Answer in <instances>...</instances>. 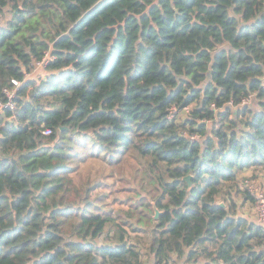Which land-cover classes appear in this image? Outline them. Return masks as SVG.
<instances>
[{"label": "trees", "instance_id": "16d2710c", "mask_svg": "<svg viewBox=\"0 0 264 264\" xmlns=\"http://www.w3.org/2000/svg\"><path fill=\"white\" fill-rule=\"evenodd\" d=\"M13 81L0 264H264L240 211L264 172V0H0V100ZM90 159L120 207L76 182Z\"/></svg>", "mask_w": 264, "mask_h": 264}, {"label": "rangeland", "instance_id": "374dc122", "mask_svg": "<svg viewBox=\"0 0 264 264\" xmlns=\"http://www.w3.org/2000/svg\"><path fill=\"white\" fill-rule=\"evenodd\" d=\"M128 170H130V166L127 167ZM113 172H115V175L112 174ZM264 172H260L259 174H261V176L263 178H259L257 180H253L249 177H252L251 175H244L243 177H247L245 179V182H247V184H245L246 187H248L251 191L250 185H252L253 189H264ZM118 174V170L115 167H110L108 165H105L101 160L98 159H90L88 160L86 163H84L80 170L78 172H76L74 174V178L76 180V182L80 183L82 182L84 179L91 177L93 179H97L98 181H102L104 182V188H102V190H105L109 193V201L112 202L113 198L115 196H124L125 195V191L124 190H120L121 186L119 185V183H116L115 185H113V183L115 182V176H117ZM126 186H129L128 183L125 184ZM252 192V191H251ZM97 193V192H96ZM95 193V194H96ZM253 192H252V196H253ZM254 198V197H253ZM255 199V198H254ZM238 203L241 204L243 203V198H240L238 200ZM112 205L115 208L120 207L121 205L116 203V202H112ZM124 208H127V206H123ZM255 207H256V202L252 203V202H246L242 208H241V213L246 215L248 218L256 221V211H255ZM146 258V256H145ZM148 264V261H147Z\"/></svg>", "mask_w": 264, "mask_h": 264}, {"label": "built area", "instance_id": "2783aa9c", "mask_svg": "<svg viewBox=\"0 0 264 264\" xmlns=\"http://www.w3.org/2000/svg\"><path fill=\"white\" fill-rule=\"evenodd\" d=\"M46 62H47V58H44L41 62H39L37 64V68L43 67V65ZM13 84H14L15 88L6 89L5 90V95H6L5 99L0 100V114L4 113V111L9 110V109L13 110V111L17 110V105L14 103V99H15V96H16L17 87L20 85V83L18 81H13ZM186 110H187V112H189L188 108H186ZM175 112H176L175 109L171 110V113H170V116H169L170 119H173L175 117ZM43 133L45 135H50L51 134V130L46 129V130H44ZM189 138L192 141H196V140L199 139V136L198 135H192V136H189ZM245 184H247V182ZM250 188H251V191L254 193L253 196H254L255 202H256V207H255L256 221L258 223L264 225V189H261V188L253 189L252 185H250Z\"/></svg>", "mask_w": 264, "mask_h": 264}, {"label": "water", "instance_id": "95a60500", "mask_svg": "<svg viewBox=\"0 0 264 264\" xmlns=\"http://www.w3.org/2000/svg\"><path fill=\"white\" fill-rule=\"evenodd\" d=\"M185 180L188 181L189 186H191V178L190 176L185 177ZM160 215V211L155 207V218H158Z\"/></svg>", "mask_w": 264, "mask_h": 264}, {"label": "crops", "instance_id": "0c3cea01", "mask_svg": "<svg viewBox=\"0 0 264 264\" xmlns=\"http://www.w3.org/2000/svg\"><path fill=\"white\" fill-rule=\"evenodd\" d=\"M253 173V171L250 169V170H247L245 171L242 175H251ZM264 175V174H263ZM260 178H263L262 176Z\"/></svg>", "mask_w": 264, "mask_h": 264}]
</instances>
